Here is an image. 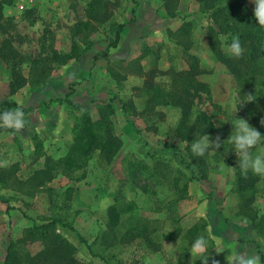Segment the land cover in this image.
<instances>
[{
  "label": "rangeland",
  "instance_id": "1",
  "mask_svg": "<svg viewBox=\"0 0 264 264\" xmlns=\"http://www.w3.org/2000/svg\"><path fill=\"white\" fill-rule=\"evenodd\" d=\"M23 1L13 0L4 10V17L15 26L9 34L22 56L16 70L26 84L11 93V66L0 60V112L22 108L30 124L19 132L0 133V176L7 180L5 185L0 182V257L8 243L20 240L34 223L67 217L74 231L57 228L56 233L73 249L75 264H213L214 259L231 264L237 253L245 251L260 260L264 176L241 173L227 138L234 118L246 119L264 135L260 124L264 106L255 111L251 103L239 105L247 101L246 93L213 56L206 37L207 17L198 13V4L180 0L175 15L169 17L162 0H51L20 11ZM244 4L253 11L250 0ZM94 15L97 20L90 19ZM88 21L91 29L74 36L76 26ZM185 23L191 24L189 53L205 71L196 81L208 87L207 94L194 99L192 117L206 111L214 129L209 138L219 135L224 146L203 157L190 151L192 141L201 137L187 141L179 135L180 109L146 106L142 88L144 76L153 70L161 89L181 91L182 81L176 76L188 66L182 46L170 34ZM121 24L125 27L117 48L109 49L107 59H94L113 41ZM73 40L79 48L77 59L63 66L48 60L54 54H68ZM66 97L70 106L55 102ZM104 103L115 109L110 118L122 141L110 165L93 161L73 179L58 176L35 189L31 178L43 168L44 156L57 160L66 152L74 117L87 112L96 119L97 108ZM36 141L41 144L39 153ZM262 142L264 137L251 149L253 155L264 150ZM164 143L180 149L195 180L185 164L162 149ZM135 167L133 177L130 170ZM238 174L245 178L243 190ZM112 205L124 210L123 225L113 234L107 229V208ZM136 227L142 237L120 242ZM201 235L208 240L203 256L191 249ZM20 249L35 256L43 246L35 240L20 244Z\"/></svg>",
  "mask_w": 264,
  "mask_h": 264
},
{
  "label": "trees",
  "instance_id": "2",
  "mask_svg": "<svg viewBox=\"0 0 264 264\" xmlns=\"http://www.w3.org/2000/svg\"><path fill=\"white\" fill-rule=\"evenodd\" d=\"M162 1L167 16H174L180 0ZM192 1L198 4V13L207 17L206 37L213 56L234 77L239 87L246 94H253L256 97V100L251 102L252 109L256 111V109L264 106V27L257 24L253 11L245 6L244 0ZM12 3L13 0H0V60L11 66L12 80L9 87L11 93H15L25 86L26 79L16 70L23 62L22 56L14 48V40L9 34L10 29H14L15 26L11 20L4 17L5 8L11 6ZM132 13H135V9L132 10ZM90 19L97 20V15L91 16ZM91 27L89 21L79 23L75 28L74 36L90 30ZM124 27L125 25L121 24L115 28L113 41L102 53L95 55L94 59H107L109 57V49L117 48ZM190 28L191 24L185 23L181 28L170 34L174 37L176 45L178 47L182 46L188 66L186 70L178 72L177 79L175 78L178 82L182 81L181 91L174 94L171 93L173 91L166 92L161 89L155 82L156 73L153 70L144 76L142 82V88L147 95L146 106L167 105L177 106L180 109L179 135H182V139L187 141L192 140L195 136L208 135L214 131L206 111L192 117L194 99L200 97L202 92L207 94L208 87L196 81V78L205 71L201 68L200 60L189 53L192 45L191 41L187 40V37L190 36ZM233 36L239 37L241 46L245 49L244 55L239 59L225 55L221 49L223 44L231 42ZM221 37L227 39L221 40ZM79 55L77 42L73 40L68 54L61 56L54 54L48 60L63 66L69 60L77 59ZM34 63H37V61ZM68 97L65 100L56 99L55 102L66 103L70 106L71 102ZM8 107L16 108V105L8 104ZM101 107L97 108L98 117L96 119L87 112H81L80 116L74 117V124L71 128L72 139L66 152L57 160L44 156L43 168L31 178L35 189L49 185L58 176L73 179V175L79 172L84 173L93 161H96L94 163L98 166L110 165L121 149L122 141L116 135L114 124L110 118L114 115V107L111 106V103H104ZM3 131L12 132L13 129L0 126V133ZM35 148L36 153H39L41 150L40 142L36 141ZM221 148H224L222 143ZM162 149L169 150L170 155L179 164H185L186 169L190 171V179H196L190 170V165L185 163L178 147L174 144L164 143ZM136 167L130 170L133 177L137 176V171H134ZM75 179L78 180L77 177ZM244 179L243 175L238 174L239 188L242 190L245 188L243 185ZM6 181L3 176H0V182L5 185ZM47 191L51 192V188L48 187ZM123 211L117 205L107 208V229L109 233L113 234L118 226L123 225ZM57 228H60L62 232L64 230L74 231L72 222L67 217L53 218L43 224L34 223L32 227L25 229L20 240L8 243L2 254L3 256L0 257V264H75L72 257L73 249L61 235L56 233ZM129 232L131 234L126 232L120 238V242L133 241L135 238L142 237L137 227L136 230H130ZM193 234L190 233V235ZM170 235L174 237V234ZM35 240L41 241L43 246L42 251L37 255L32 256L27 252H23L22 247L23 251L20 249V244L22 246L26 242L32 243ZM260 261L264 264L263 255L260 256ZM105 263L108 264V262Z\"/></svg>",
  "mask_w": 264,
  "mask_h": 264
},
{
  "label": "clouds",
  "instance_id": "3",
  "mask_svg": "<svg viewBox=\"0 0 264 264\" xmlns=\"http://www.w3.org/2000/svg\"><path fill=\"white\" fill-rule=\"evenodd\" d=\"M254 5L253 16L260 26L264 27V0H250ZM226 37H221V40H226ZM210 51V50H209ZM225 54L234 57L236 59L241 58L244 55L245 49L241 46L239 37L233 36L230 43L224 45ZM247 101L245 103H251L256 100L253 94H246ZM237 111V106L234 108V114ZM235 123L232 125V131L227 140L234 146L235 154L238 160V166L241 173L247 176L251 171L254 175L264 176V150H261L259 154L253 155L251 149L257 147L262 140V135L256 128L251 126L249 122L244 118H234ZM30 121L25 118L22 108L16 110H5L0 113V126L8 127L14 131H22L28 125ZM261 126H264V118L260 121ZM199 140H194L191 143L190 151L194 156L203 157L206 152L212 150L214 153L221 148V139L217 135L214 139H210L207 134L200 135ZM187 144V141H185ZM192 253L203 256L208 250V240L205 236H198L191 244ZM213 264H219V261L213 260ZM231 264H260L259 257L255 254L249 255L247 251L237 253L233 258Z\"/></svg>",
  "mask_w": 264,
  "mask_h": 264
},
{
  "label": "built area",
  "instance_id": "4",
  "mask_svg": "<svg viewBox=\"0 0 264 264\" xmlns=\"http://www.w3.org/2000/svg\"><path fill=\"white\" fill-rule=\"evenodd\" d=\"M48 1L51 0H25L20 6H18V9L21 11L24 10L26 7H35L38 4L45 3Z\"/></svg>",
  "mask_w": 264,
  "mask_h": 264
}]
</instances>
